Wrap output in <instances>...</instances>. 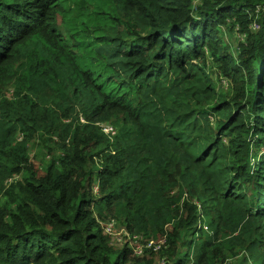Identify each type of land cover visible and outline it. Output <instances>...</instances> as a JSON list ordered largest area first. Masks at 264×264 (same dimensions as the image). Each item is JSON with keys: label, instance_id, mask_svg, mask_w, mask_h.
<instances>
[{"label": "trees", "instance_id": "16d2710c", "mask_svg": "<svg viewBox=\"0 0 264 264\" xmlns=\"http://www.w3.org/2000/svg\"><path fill=\"white\" fill-rule=\"evenodd\" d=\"M0 264H264V0H0Z\"/></svg>", "mask_w": 264, "mask_h": 264}, {"label": "rangeland", "instance_id": "374dc122", "mask_svg": "<svg viewBox=\"0 0 264 264\" xmlns=\"http://www.w3.org/2000/svg\"><path fill=\"white\" fill-rule=\"evenodd\" d=\"M198 1H201V0H193V4H197L199 3ZM257 26L255 24H253V29L256 28ZM225 36L227 38H229L232 43L236 44L239 40H242V36L239 34L238 31L234 30V31H227L225 33ZM110 129V128H108ZM114 224V231H113V234L111 235V238H112V243L118 247H122L125 242V240L123 241V235H122V230H118L117 229V226L115 225V223L113 222ZM106 231V230H105ZM128 242L129 244L132 242L131 239H128Z\"/></svg>", "mask_w": 264, "mask_h": 264}, {"label": "built area", "instance_id": "2783aa9c", "mask_svg": "<svg viewBox=\"0 0 264 264\" xmlns=\"http://www.w3.org/2000/svg\"><path fill=\"white\" fill-rule=\"evenodd\" d=\"M113 229H114V224L113 223H110V224L106 225V228H105L106 232L111 233L113 231ZM149 245H151V244H149ZM140 251H141V249L138 248L137 249V253H139Z\"/></svg>", "mask_w": 264, "mask_h": 264}]
</instances>
